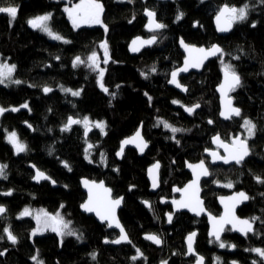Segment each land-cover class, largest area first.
I'll return each instance as SVG.
<instances>
[{"label": "trees", "instance_id": "16d2710c", "mask_svg": "<svg viewBox=\"0 0 264 264\" xmlns=\"http://www.w3.org/2000/svg\"><path fill=\"white\" fill-rule=\"evenodd\" d=\"M97 2L103 7L101 23L75 29L63 9L66 0H0V7H18L17 17L11 23L7 14L0 13V56L16 65L14 79L23 82L0 85V107L10 109L27 103L30 109L8 111L0 116V163L7 165V179L0 178V193L12 191L10 196L0 195V205L6 208L0 217V252L3 253L0 264H38L39 261L43 264H160L161 261L194 264L195 257L186 256L184 245V238L192 232H197L196 255L203 256L205 264H218L216 257L220 258L219 264L232 261L264 264L259 255L246 251L264 249V183L256 180V177L264 179V3L261 0ZM245 4L248 5L247 19L234 24L227 36H218L213 19L219 9L224 5L240 8ZM146 10L155 12L157 22L167 27L149 32L144 17ZM180 12L184 15L177 21ZM47 13H52L49 21L52 30L70 43L49 39L27 23L32 17ZM152 35L157 36V43L151 48L136 56L128 53L132 38ZM180 38L197 46H221L223 61L232 64L241 78V86L232 92L234 104L241 110L240 117L226 123L218 117L215 88L220 82L221 59L209 61L201 74L191 73L180 78V83L187 87L185 96L167 86L170 72L183 59L178 47ZM103 40L110 49V62L103 79L108 93L99 91L96 74L86 64L73 67L75 57L87 62ZM61 86L81 90V94L74 97L61 91ZM44 87L52 91L45 94ZM174 100L180 103L173 104ZM197 103L201 107L192 115L183 110V106ZM70 116L103 121L105 131L102 133L93 127L86 139L81 124L62 131ZM245 118L256 125L255 135L248 140L250 155L240 165L211 167L210 178L201 183V188L205 207L213 215L220 213L216 203L218 195L232 190L245 191L250 199L238 214L249 219L260 218L254 222V233L245 237L227 233L222 240L236 247L222 249L207 238L205 218L195 219L180 213L167 226L164 214L169 207L161 206L159 198H171L173 187H182L190 180L185 162L202 160L205 150L211 148L214 135L219 134L225 141L243 135ZM209 120L213 123L209 124ZM158 121L185 131L173 134ZM139 125L149 148L142 157L127 149L118 161L115 153L119 143ZM12 131L27 145V151L15 153L5 139V133ZM87 143L92 145L89 160L85 158ZM155 162L160 163V189L152 194L146 169ZM31 166L55 181L56 187L46 181L33 183ZM83 177L103 180L113 197H123L118 217L130 244H105V240L116 239L117 232L80 212L85 200L80 186ZM229 182L233 184L232 190L224 186ZM25 207L43 210L52 216L59 212L77 235L61 237L48 230L33 236L36 220L17 218ZM6 227L16 236L15 244L7 239L3 231ZM145 234L158 235L161 248L143 240ZM137 248L143 257L133 261ZM92 253L96 254L95 260ZM34 256L36 260L32 259Z\"/></svg>", "mask_w": 264, "mask_h": 264}, {"label": "snow or ice", "instance_id": "6c2138e0", "mask_svg": "<svg viewBox=\"0 0 264 264\" xmlns=\"http://www.w3.org/2000/svg\"><path fill=\"white\" fill-rule=\"evenodd\" d=\"M262 3H264V0H261ZM64 11L68 14L69 19L72 22V25L74 28H79L83 24H98L101 23L100 21V13L103 11V7L101 4L97 2V0H81V2L77 5H75L73 8H65ZM0 13H5L10 17L9 23L14 21L18 14V7L16 6H7V7H0ZM146 15L149 18L147 28L150 32H157L158 30L164 29L167 27V25L163 23H159L156 20V14L155 12L146 10ZM184 13L180 12L176 19L179 21L182 19ZM248 17V5L245 4L243 7L237 8L235 6H229L224 5L222 8L219 9L215 19H216V25L217 30L219 32H228L232 29L233 25L238 22H243ZM52 19V13H47L44 15L36 16L34 18H31L27 21L29 26L33 29H38L45 34H47L51 39L63 41L64 43H70V41L64 39L60 34L54 32L52 28L49 26V21ZM253 27H255V24H253ZM105 31H107V28L105 26ZM157 43V36L152 35L149 39H141L140 37H137L136 40L132 42L131 51L138 52L141 48L152 45ZM181 45L185 48L186 51H189L190 58H186L184 67L173 71L171 73V79L169 83L174 84L177 88H181L184 91H187L186 88H183V86L178 82L177 76L179 72H187L189 67H200L203 64V61L207 59L209 56H220L221 63L223 65V73H224V82L219 86L218 91L221 93V100L223 105V110L220 112V116L223 117L225 120H230L233 117H240L241 116V110L238 107L232 106V99L228 96L229 92H234L238 87L241 86V78L238 75V73L235 71V68L230 63H225L223 61V49H221L218 45H212L209 49L204 48H190L187 44L184 43L183 40H181ZM100 47L104 50V59L103 63L107 64L109 60L108 55V46L107 42H102ZM197 52L200 55L196 57L195 59L191 58V53ZM236 59H239V57H235ZM59 59V57H57ZM99 57L95 52H93L88 58L87 62L83 60L81 57L77 56L73 60V67H78L81 64H86V66L91 69L92 71L98 72V84L101 87V89L108 93V89L103 84V76H104V69L100 67ZM16 69V65L12 64L9 65L7 63H0V85H5V81L7 80L11 84L19 85L23 83L20 80H13L12 74ZM152 71H155V67L152 68ZM142 76H145V73H141ZM119 87V85L117 86ZM52 89L50 87H44L43 92L45 94L51 92ZM61 91L65 93H70L74 97H78L81 94V90H73L71 88H64L61 86ZM113 97L115 96L114 93H112ZM147 96V93H145ZM149 101H151V97H148ZM173 104H179V101H172ZM183 106V105H182ZM185 108V111L188 114H193L196 109L200 108V104L197 103L192 106H183ZM21 108L29 109V105L27 103H24L20 105L19 107H12V108H4L0 107V116H2L5 112L12 111L17 112ZM30 110V109H29ZM27 123V122H26ZM163 124L164 128L169 129L173 134L185 131L184 129L175 128L172 125L168 124L166 121H158V124ZM209 124L213 123L212 120L208 121ZM75 124H82L85 128V134H87V131L90 130L91 127H96L103 132L104 130V123L102 121H96L91 122L88 117H83V119H76L73 117H68L67 123L64 125V127L61 129L62 131H69L71 130L72 125ZM28 127L31 128V125L29 124ZM242 127L245 128L247 132V138L241 139L240 137L234 138L230 144L224 143L221 138L217 135L213 137V143H216L219 147L224 148L226 155H219L215 151H209L206 149V152H209V155L212 157L213 162L217 160H222L225 164H228L232 161H234L236 164H240L244 161V159L250 155V149L248 146L247 140L252 138L256 133V125L249 119L245 118L243 120ZM175 136H173V139ZM6 139L9 144L12 145L13 149L15 150L16 154L22 153L27 151V145H25L22 141L19 140L17 133L15 131L9 132L6 136ZM179 143V141H177ZM128 144H134L141 153L144 152V150L148 147L147 142L144 141L143 137L141 136V132L138 130L135 135L130 139H125L121 143V149L117 153L118 156L122 155L124 151V146ZM92 145L88 146V149H90ZM88 149H85L87 159V152ZM91 162V161H90ZM64 166L68 168L69 171H71L70 166L67 164V162H64ZM35 167V166H33ZM189 168L193 170V174L195 176V179L188 184L185 189H175L176 191H183L185 194H188L191 192V197H188L187 195L182 196L180 200H173L172 203L177 211L180 209L187 208L189 211H193L196 213V215H200L201 212L204 211L202 208V201L199 199V180L201 176H208L210 173L208 171V168L205 166V162L201 161L197 165H188ZM7 168V165L0 164V178L7 179V174L5 172V169ZM159 169V163H156L150 168L149 175L153 181V187L158 186V176L156 175V170ZM37 182L40 180H50L51 178L48 177L44 172L40 170H36V174L33 177ZM256 180L258 183H264V179L260 177H256ZM52 183H55V181H52ZM86 187H89V182L87 180L83 181ZM225 187L232 188L233 184L232 182H229L228 184L224 185ZM98 188L102 189L105 193V196L103 198L96 196L94 197L92 195V188ZM89 199L87 202L81 205V207L87 211V212H95L96 215L100 218L101 221H108V227H112L113 223L115 224V227L120 229V234L117 239L114 240H105V243H112V244H121V243H131V241L128 239L127 233L125 232L124 228L119 224V222L115 218V212L116 208H118L122 202V197L118 199H109V195L111 193V189L104 188L103 183L101 182L99 185H96L94 182L92 183V186L89 187ZM0 195H12V191L9 190L5 193H0ZM192 198H194L195 203H192ZM225 199H227L230 203L225 204V213L223 216H221L219 219L215 217H209L210 220L213 222V230L209 233L211 237L214 238V242L218 244L220 248H232L234 249L236 245L229 244L226 241H223L221 239V234L226 230L227 225H231V228L227 229L229 231H239L242 235L247 236L248 233H254L253 224L256 220L260 219L259 217H252L250 219H240L235 215V208L238 204L247 201L250 199V197L244 193L239 192L236 193L232 197L228 198H221V202L224 203ZM146 206H149V203L147 201L144 202ZM6 212V208L3 205H0V215H3ZM26 216H33V212L29 208H24L23 211L19 214L17 217L18 219L26 217ZM43 217V219H42ZM34 219L36 220L37 227L33 229L32 235L35 236L39 233H42L43 231H46L50 229L53 232H56L61 237L68 235V236H76V232L69 228V221H65L64 218L60 215L59 212H57L54 216L48 214L47 212H44L41 210V212H38L35 214ZM173 219V213L167 214V220L168 223H172ZM4 233L7 236V239L11 241V243L15 244L17 242L16 236L12 233L9 227L4 228ZM197 233L192 232L190 233L186 240H187V254L189 255H196L195 249H194V242L195 237ZM2 238V237H0ZM77 239H82V236H77ZM145 239L151 241L152 243L156 245L162 244L161 238L156 234H146ZM213 241H210V243ZM246 251H251L259 255L262 259H264V249L261 248H252V249H246ZM136 255L133 256L131 259L133 261L143 257V253L140 251L139 248L136 249ZM0 255H3L2 252H0ZM92 259H96V254L92 253ZM33 260H36V257L34 256L32 258ZM146 259V258H145ZM216 260L219 264V257H216ZM204 257L196 255V262L195 264H203ZM38 264H43L42 261H39ZM161 264H167V261H161ZM232 264H237L236 261H232ZM252 264H257L256 261H253Z\"/></svg>", "mask_w": 264, "mask_h": 264}, {"label": "water", "instance_id": "95a60500", "mask_svg": "<svg viewBox=\"0 0 264 264\" xmlns=\"http://www.w3.org/2000/svg\"><path fill=\"white\" fill-rule=\"evenodd\" d=\"M221 8H222V7H221ZM148 11H149V10H148ZM144 17L146 18V21H147V23H146V29L148 30L147 25H148L149 18H148V16L146 15V11L144 12ZM215 17H216V16H215ZM215 17H214V19H213V26H214V29H215L216 34H217L218 36H227V35L232 31L233 27H232V29H231L230 31H228V32H219V31L217 30V25H216V19H215ZM148 31H149V30H148ZM149 32H150V31H149ZM137 37H140L141 39L146 40V39H149L151 36H149V37L136 36V37L132 38V39L129 41L128 46H127V50H128V53H129L130 55H132V56H136V55L140 54L143 50H145V49H149V48H151V47L154 45V44H152V45H148V46H145V47L141 48L140 51H138V52H133V51H131L132 42H133L134 40H136ZM181 40H182L181 38L178 40V47H179V49L181 50V52H182V54H183V59H182V62H181V64H180V66L177 67V68H175L174 70H172V71L170 72V74H169V78H168V82H167V86L170 87V88H172V89H174V90L177 91L179 94L185 96L186 93H187V91H184V90H182L181 88H177L174 84L169 83V81H170V79H171V73H172L173 71H176V70H178V69L184 67L186 58H190V53H189V51H186L185 48L181 45V43H180ZM105 41H106V40H103V41H101L100 43H98V44H97V48H96L95 51H94V52L97 54V56L99 57V61H98V62L100 63V67H101L102 69L105 70V71H104L103 79H104V77H105V74H106V72H107V68H108V66H109V62H110V49H109V47H108L109 60H108V63H107V64L103 63V59H104V50L100 47V45H101L102 42H105ZM184 43L187 44L188 46H190V48H196V49H199V48L209 49V48H211V46H210V47H205V46H197V45H193V44H188V43H186V42H184ZM214 45H218V44H214ZM107 46H108V45H107ZM218 46H219V45H218ZM219 47L221 48V46H219ZM221 49H222V48H221ZM199 55H200V54L197 53V52H192V53H191V58H192V59H195V58L198 57ZM222 58H223V57H222ZM218 59H221L219 55H218V56H209L207 59H205V60L203 61V64H202L200 67H189V69H188L187 72H179V73H178V76H177L178 82L180 83V78H181V77H183V76H188V75L191 74V73L201 74L202 71H203V69H204V67H205V65H206L209 61H212V60H218ZM222 69H223V67H221V69H220V74H221V76H220V82H219V84H218V85L216 86V88H215V93H216V95H217V97H218V104H219L218 117H219V119H220L222 122H225V123H226V122L230 121L231 119H230V120H225L223 117L220 116V112L223 110V105H222V100H221V93H220V91H218L219 86L224 82V73H223V70H222ZM94 73H95V71H94ZM96 77H97V79H96V83H97V87L99 88V91L104 92V91L101 89V87L99 86V84H98V74H96ZM180 84H181V83H180ZM181 85H182V84H181ZM182 86H183V88H186V89H187L186 86H184V85H182ZM228 96L232 99V106H233V107H236L235 104H234L233 97H232V92H229V93H228ZM198 109H199V108H198ZM198 109H196L195 111H197ZM183 110L185 111V108H184V107H183ZM185 112H186V111H185ZM186 114H187V115H190V114H188L187 112H186ZM191 115H192V114H191ZM233 118H236V117H233ZM73 126H74V125H72V127H73ZM92 130H93V127H91L89 131H87V134H85V130H84V138H85V139L88 137L89 133H90ZM138 130L141 132V136L143 137V135H142V126L139 125V127L136 129V131H135L131 136L122 139L121 142L119 143V148H118L117 152L115 153V157H116V159H117L118 161H120V160L122 159L123 154H124L125 150H127V149H133V150L138 154V156H140V157L144 156L146 150L149 148V143L144 139V137H143V139H144L145 142H147L148 147L144 150L143 153H141V152L139 151V149H138L134 144H128V145H125V146H124V151H123L122 155H120V156L117 155V153H118V152L120 151V149H121V143H122V141H124L125 139H130V138H132ZM217 135L220 137L219 134H217ZM217 135H214L213 137H215V136H217ZM213 137L211 138V141H210V143H211V148H209L208 150H209V151H215V152H217L219 155H226V152H225L224 148L219 147L216 143H213ZM236 137H240L241 139H243V136L240 135V134H239V135H236V136H234V137H232L229 141H225V140H223L221 137H220V138H221V140H222L224 143H228V144H230L231 141H232L234 138H236ZM203 156L206 157V158H208V164H209V166H211V167H215V166H218V165H219V166L222 165V166H225V167H228V166H230V165H238V164H236L234 161H232V162H230V163H228V164H225L222 160H217V161L213 162L212 157L209 155V152H206V151L203 153ZM247 157H248V156H247ZM247 157H246V158H247ZM246 158L244 159V161L246 160ZM201 161H203V160H200V161H197V162H187V161L185 162V171L190 175V180H189L187 183H185L182 187H173V188H172V194L174 195V197L169 198V199H167V198H165V197H161V198H159V204H160L161 206H163V207L166 206V205H168L169 208H170V210H167V211L165 212V214H164V218H165V220H166V225H167V226H170V224H171V223H168V220H167V214H168V213H173V218H174V216H175L176 214H180V213H187L189 216H191V217H193V218H195V219H202V218H205V220H206V224H207V238H208L209 240H213V241H214V238L211 237V236L209 235V233L213 230V222L210 220L209 217L211 216V217H215V218L219 219L221 216L224 215V213H225V204H226V203H230V202H229L227 199H225L224 203H222V202H221V198H222V197H223V198L232 197V196H234L236 193H239V192H244V193H245V191H243V190H241V189H240V190H233V191H231V192L228 193V194H223V195H219V196H217V197H216V203H217V206L219 207L220 213H219L218 216L213 215V214H211V213L206 209V207H205V202H204V199L202 198V188H201V183H202L203 181L208 180V179L210 178V174H209L208 176H201V178H200V180H199V199H200V201H202V208L204 209V211L201 212L200 215H196L195 212H193V211H189L187 208L180 209L179 211H177V210L175 209V207H174L172 201H173V200H180L181 197H182V196H185V195H187L188 197H191L192 194H191V192H189L188 194H185L183 191H176L175 189H181V190H183V189H185V187H186L188 184H190V183L195 179V176H194V174H193V170H192L191 168H189L188 165H189V164H191V165H197V164H199ZM244 161H243V162H244ZM204 162H205V161H204ZM243 162H242V163H243ZM156 163H159V162H155V163L151 164V165L148 166L147 169H146V178H147V181H148V183H149V192L152 193V194H156V193L159 191V189H160V163H159V169L156 170V175L158 176V186L155 187V188L153 187V181H152V179H151V177H150V175H149V171H148V170H149L150 168H152V166H153L154 164H156ZM242 163H240V164H242ZM208 164L205 162V166H206L207 168H208ZM31 168H33V170H34V176H35V174H36V170H37V169H36L35 167H33V166H31ZM208 171H209V168H208ZM42 172H43V171H42ZM209 173H210V171H209ZM34 176H33V177H34ZM85 180H87V181L89 182V187L92 186V183H93V182H94L96 185H99V184L102 182L104 188L110 189V188L105 184V182H104L103 180L96 181V180H90V179H88V178H86V177L81 178V179H80V186H81V190H82V192L85 194V200H84V202H83L82 204H84L85 202L88 201V199H89V194H90V193H89V187H86L85 184L83 183V181H85ZM45 181H46V182H50L51 185H52V187H56V184H55V183H52V180H51V179H50V180H40L39 182H37L35 179H32V182L35 183V184H40V183L45 182ZM92 195H93L94 197L99 196V197L103 198V197L105 196V193L103 192L102 189H98V188L93 187V188H92ZM121 197H122V196H120V197H113V195H112V191H111V193H110V195H109V199H113V200H114V199L121 198ZM122 198H123V197H122ZM248 202H249V200L244 201V202L238 204V205L236 206V208H235V215H236L237 217H239L240 219H249V218H246V217H241V216H239V214H238L239 210H240L243 206H245ZM122 203H123V199H122V202H121L120 206H119L118 208H116V212H115V218H116V220L119 222V224H120L121 226H122V224H121V222H120V220H119L118 213H119L120 209L122 208ZM192 203H193V204L195 203L194 198H192ZM82 204H81V205H82ZM80 212H81L82 214L86 215V216H91V217H93L97 223H99V224H101V225H105V226L107 227L108 230L116 231L117 234H118V237H119L120 229L117 228V227H115V224H114V223H113V226H112V227H108V223H109L108 221H101L100 218L96 215L95 212H87V211H85L81 206H80ZM3 215H4V214H3ZM1 216H2V215H0V217H1ZM172 220H173V219H172ZM122 227H123V226H122ZM229 228H231V225H227V226H226V230L221 234V239H222V238L225 236V234H227V233L230 234V235H236V236H239V237H245V236L242 235L239 231H229V230H227V229H229ZM253 228L255 229V224H253ZM125 232H126V231H125ZM196 233H197V232H196ZM251 234H253V233H248V235H251ZM188 235H189V234H188ZM188 235H187V236H188ZM145 236H146V234L142 236V239H143V240L149 242L151 245H153L154 247H156V248H158V249L161 248L162 244H160V245H156V244L152 243L151 241L145 239ZM187 236L184 238V245H185V248H186V256H187V257L194 256V257H195L194 264H195V262H196V255H189V254H187V240H186ZM118 237H117V238H118ZM196 237H197V235H196ZM196 237H195L194 246H195V243H196ZM117 238H116V239H117ZM128 239H129V238H128ZM104 243H105V242H104ZM105 244H111V245H113V246H118V245H121V244H130V243H121V244H118V245H117V244H112V243H105ZM195 254H196V252H195ZM204 262H205V260H204ZM204 262H203V264H204ZM160 264H161V263H160ZM231 264H232V262H231Z\"/></svg>", "mask_w": 264, "mask_h": 264}, {"label": "rangeland", "instance_id": "374dc122", "mask_svg": "<svg viewBox=\"0 0 264 264\" xmlns=\"http://www.w3.org/2000/svg\"><path fill=\"white\" fill-rule=\"evenodd\" d=\"M81 2V0H66V4L64 5V8L63 9H65L66 7L67 8H73L75 5H77V4H79ZM100 4V3H99ZM4 7H7V6H4ZM65 12V11H64ZM65 14H66V17H67V19H68V21L70 22V24L72 25V22H71V20L69 19V17H68V14L65 12ZM101 14L102 13H100V16H101ZM42 15H44V14H42ZM37 16H40V15H37ZM36 17V16H35ZM32 18H34V17H32ZM100 21H101V19H100ZM93 25V24H92ZM50 26V25H49ZM87 26H91V25H88V24H83V25H81V27H87ZM72 27H73V25H72ZM74 28V27H73ZM80 28V27H79ZM76 29V28H75ZM38 30V29H37ZM38 31H40V30H38ZM42 34H44L45 36H47L49 39H51L47 34H45L44 32H42V31H40ZM55 32V31H54ZM65 39V38H64ZM53 40V39H52ZM56 41H58V40H56ZM61 42H63V41H61ZM0 63H7V64H9V65H12V64H10L8 61H5V60H2V58H1V56H0ZM95 74H98V72H96L95 71ZM12 79L13 80H16V79H14V72H13V74H12ZM5 84H7V85H9V84H11V83H9L7 80L5 81ZM90 120V119H89ZM91 122H96V121H92V120H90ZM103 122V121H102ZM104 123V122H103ZM82 125V124H81ZM82 127H83V129H85L84 128V126L82 125ZM99 129V128H98ZM101 131V130H100ZM104 131H105V129L103 130V132L102 133H104ZM9 132H6L5 133V139H6V136H7V134H8ZM243 136H244V138L246 139L247 138V132H246V130H245V128H243ZM20 140V139H19ZM6 141H7V139H6ZM21 141V140H20ZM8 142V141H7ZM11 145V144H10ZM89 145H91L90 143H87L86 144V149H88V146ZM12 146V145H11ZM15 151V150H14ZM16 153V152H15ZM85 156H86V152H85ZM87 159L89 160L90 159V157H89V149H88V152H87ZM1 164V163H0ZM224 185H226V184H224ZM228 188V187H227ZM231 190L233 189V187L232 188H230ZM25 208H29V207H25ZM24 209V208H23ZM23 209L17 214V217L19 216V214L23 211ZM32 212H33V216H26V217H31V218H33L34 219V216H35V214L36 213H38V212H41V210L40 209H31V208H29ZM48 230H50V229H48ZM48 230H46V231H48ZM46 231H43V233L44 232H46ZM51 231V230H50Z\"/></svg>", "mask_w": 264, "mask_h": 264}, {"label": "flooded vegetation", "instance_id": "af4514ba", "mask_svg": "<svg viewBox=\"0 0 264 264\" xmlns=\"http://www.w3.org/2000/svg\"><path fill=\"white\" fill-rule=\"evenodd\" d=\"M219 60V59H218ZM239 135V134H238ZM244 135V134H243ZM242 135V136H243ZM234 137V136H233ZM243 139H245L244 138V136H243ZM249 140V139H248ZM248 140H247V142H248ZM204 157V156H203ZM203 161H205L207 164H208V158H206V157H204L203 159H202ZM238 165H240V164H238ZM219 166V165H218ZM220 166H222V165H220ZM215 167H217V166H215ZM208 168H209V171H210V168H211V166H209V164H208ZM211 174V173H210ZM233 191V190H232ZM219 196V195H218ZM172 197H174V195L172 194ZM171 197V198H172ZM161 198V197H160ZM167 199H169V198H167ZM158 202H159V200H158ZM166 206H168V205H166ZM169 207V206H168ZM219 208V207H218ZM169 210H170V208H169ZM219 215V214H218ZM218 215H216V216H218ZM211 241H213V240H211ZM214 242V241H213ZM216 243V242H215ZM194 257V256H193ZM204 264H205V262H204ZM213 264H217L216 262H214Z\"/></svg>", "mask_w": 264, "mask_h": 264}, {"label": "bare ground", "instance_id": "6f19581e", "mask_svg": "<svg viewBox=\"0 0 264 264\" xmlns=\"http://www.w3.org/2000/svg\"><path fill=\"white\" fill-rule=\"evenodd\" d=\"M201 46V45H200ZM220 46V45H219ZM209 47V46H208ZM263 147V146H262ZM264 148V147H263ZM263 150V149H262ZM205 182V181H204ZM206 183H208V182H206ZM205 184V183H204ZM211 187V186H210Z\"/></svg>", "mask_w": 264, "mask_h": 264}]
</instances>
